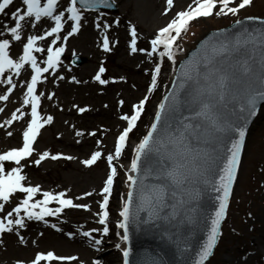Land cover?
Listing matches in <instances>:
<instances>
[{"label": "snow or ice", "instance_id": "obj_1", "mask_svg": "<svg viewBox=\"0 0 264 264\" xmlns=\"http://www.w3.org/2000/svg\"><path fill=\"white\" fill-rule=\"evenodd\" d=\"M79 3L80 8L77 7ZM253 0H193V5L188 10L178 12L175 17L167 23L166 26L159 29L158 33L150 40L151 51L146 54L153 57L158 54L159 57H166L168 61H174V44L177 38L187 31L190 23L197 18H206L213 15L235 16L241 10L251 6ZM14 4V0H0V14L8 15L6 9ZM98 4H105L106 0H70L66 5L67 21H72L71 30L63 37L66 41L69 36L76 34L80 27L82 19L81 10L87 11L94 9ZM23 8H16L10 13V18L14 26L5 24L3 27L7 29L10 38L15 41L21 40L22 22L31 24L36 27L35 22H42V18H50L54 21V26L46 32L44 36H30L27 42L23 44V54L18 60H13L9 56V39L0 40V75L6 70L15 72L19 75L20 70L25 65H31L32 75L31 82L27 84V93L24 104L31 105V122L27 125V130L23 132V146L0 154V211L4 210L5 204L9 202L14 194H23L24 198L19 205L14 207L12 211L7 213L4 220H0V233L11 232L13 225L24 227V219L21 213L28 220L42 221L46 216H53L65 208H80L88 210L87 205H74L70 199H64V193L53 195L49 192L43 193V200L30 203L33 197L39 191L37 187L25 186L22 182L26 179L21 174V161H25L32 155L33 143L43 126L37 108L39 105V97L35 95L37 83L43 73L52 69L55 71L57 64L60 62V56L64 52V47L53 49L48 47L47 59L44 61L46 67H40L37 64L35 52H41L43 49L35 47L37 40L44 39L46 36L59 34L64 28L65 11L60 10L62 5L60 0H22ZM107 6V5H106ZM173 7V0H167V8ZM251 19V18H250ZM264 24V21H260ZM236 24H241L240 20ZM99 27V22H97ZM103 28L107 30L109 25L105 23ZM247 31V30H245ZM3 33H0L2 35ZM243 43H237L234 48H230L228 44L221 46L219 55L227 57L231 56L233 51L240 52L243 49L244 59H236L234 63L224 67L226 61H221L217 67L208 63L203 64L204 80L208 81L207 99H201L204 95V89H199V95L193 96L191 92L188 95L192 97V103L198 104L199 109L195 111L194 117H185L186 120L195 119L197 123H184L173 133L172 125L167 122L165 115L175 111V103L178 93L173 91L164 97L156 110L155 121L152 123L147 134L140 140L134 149V156L127 170L128 193L127 199L122 203L119 217L121 219L116 223L117 229H123L122 240L127 242L129 239V228L131 225L147 223L148 221H168L174 220L177 214L189 204L191 201L185 199L190 194L191 186L201 180L206 182L205 173L210 169L207 167L209 162L216 163L219 161V179L216 181V191L221 194L218 197L219 206L215 210L214 216L211 218L210 228L207 232L206 241L199 251L195 264H205V261L212 253L213 247L219 233L220 222L224 218L225 210L228 204V197L231 191L232 182L236 176L237 165L240 162L241 147L244 142L245 129L243 127L234 126L229 117L236 116L237 119L247 120L256 115L257 98L264 100V30H258L257 36L248 34ZM131 43L129 45L131 52H144L138 49L136 45V32L131 30ZM60 37L57 36V39ZM53 44L56 40L52 41ZM163 49L158 52V49ZM102 49L104 52L110 51L109 39L103 37ZM183 68V66H182ZM201 65L195 62L189 70L183 71L179 87L182 91H187L185 85L188 82L199 86L201 77ZM105 69L101 67L96 74L95 79L101 83L107 81L101 79ZM161 72V65L157 63L154 71L151 73V84L148 88L149 92L154 91L158 86V76ZM215 77V81L212 78ZM63 79V77H60ZM7 83L12 85L11 77ZM174 81V85H175ZM191 86V85H190ZM14 87V85H13ZM9 92L12 88L8 89ZM51 99V96L48 97ZM8 96H0V100H7ZM171 101V102H170ZM147 97L140 101L138 105L133 107L131 116H122L121 119L127 122V126L115 141V151L113 155L107 157L109 167L111 169L104 183L102 191L99 193L103 199L99 204L100 212L98 213V223L103 226L102 234H109V201L113 191L114 179L117 176V169L112 166L114 159H119L126 147V141L129 133L137 125V121L141 117L144 110ZM170 102V103H169ZM231 105V109H230ZM81 112L85 109H80ZM19 119L15 114L12 120ZM12 120L7 123L11 124ZM52 117H48L45 123H51ZM234 132L238 139L231 140L230 146L225 145V140L229 139L228 133ZM11 135V133H9ZM201 145L211 147L213 153H217L215 158ZM224 145V155L220 156V146ZM156 153L159 159L155 161L153 178L160 181L157 185H148L145 181L149 178L148 173L145 175H137L141 172L142 158L145 162L149 161L152 153ZM49 157L44 152L34 163L39 165L40 162ZM101 157L99 151L95 152L91 159L84 161L86 165L94 164ZM52 156L51 159H57ZM5 162L14 163L17 167H13L10 171L6 170ZM149 171H152L150 169ZM86 195H91L88 193ZM139 199L138 204L134 201ZM171 199V203L169 200ZM57 202L59 207L55 209L48 208L51 202ZM39 209V211H35ZM170 209V211H169ZM147 213V220L141 216V213ZM15 213V218L13 214ZM6 221V222H4ZM83 236L89 237L90 233L85 231ZM23 240V238H21ZM101 241L95 240V244L99 245ZM120 248V245H116ZM124 264H128L129 251L127 248L123 250ZM66 258L58 257L49 251L46 254L38 253L32 264H41L42 261L63 262ZM75 259V257L67 258Z\"/></svg>", "mask_w": 264, "mask_h": 264}, {"label": "bare ground", "instance_id": "obj_2", "mask_svg": "<svg viewBox=\"0 0 264 264\" xmlns=\"http://www.w3.org/2000/svg\"><path fill=\"white\" fill-rule=\"evenodd\" d=\"M112 1L120 5L121 11L117 16L113 19L104 17L92 19L85 15L80 21L78 32L69 36L66 41L63 37L71 30L70 25L73 22L67 21V12L64 10L65 17L64 21H62L64 22V28L59 34H53L52 36H46L44 39L37 40L34 46L43 49V51L33 53L38 66L44 62L48 47H52L53 49L64 47L65 50L61 56L68 52H77L82 53L86 57V65L75 70L67 67L66 69H62L57 65L55 71L49 69L48 72L41 75L34 94L39 97L40 104L37 111L43 126L40 128L33 143L31 157L33 158L34 167H36L38 165L34 161L39 159L44 152L48 154L52 153L58 157L57 161L60 160L64 163V169H71V162L61 155L59 147L65 148L66 151L72 149L75 153L80 152V162L91 159L92 155L99 151L101 157L94 164L89 166L82 162L81 166L84 174L80 176V181L77 182L79 191L73 195V204L87 205L88 210H85L83 207L65 208L56 215L46 216L42 221L35 219L28 220L21 213L20 215L25 221L24 227L13 225L11 232L0 233V264H32L35 256L38 253L46 254L49 252L50 250H43V248L52 244H55L56 247L76 250L77 253L82 254L84 257L85 255L89 256L87 261L85 260L88 264H121L120 253L125 247L122 240V231L115 226L120 220L118 216L110 218L114 227L113 232H109L107 236L102 234V228H98L91 230L89 232L90 236L85 237L73 227L74 224L93 226L99 219L98 213L100 209L96 204V199L100 196L99 193L102 191L103 182L111 171L107 157L113 155L115 151V146L110 143L106 144V146L104 145V147L103 145L101 146L100 140H102L104 132L115 129L116 115L120 114L122 109H129L126 97L131 95L130 90L133 84L128 83L129 79L118 72L122 71L131 74V71H133L140 73L138 67L126 65L125 58L134 56L133 59L138 60V56L141 55L139 51L136 53L131 52L129 47L132 39L131 30H135L136 32V43L141 42V40L146 41L155 35V29L151 28V25L142 22L141 18L137 16L139 11L135 13V7L148 10L154 0ZM43 2L41 0L42 4ZM16 8H23L22 0H14V4L9 9H6L8 15L0 14V33H3L0 35V40L9 39V56L14 61L18 60L19 56L23 54V44L27 42L30 36H44L54 26V21L50 18H42V22L33 21L36 27L22 22L21 40H12L7 29L3 26L5 24L14 26L10 13ZM133 11L136 16H133ZM97 22H99V27H97ZM105 23L109 25L107 30L103 28ZM103 31L109 35L107 36L110 44V51L108 52H104L102 49ZM57 36L60 38L57 39ZM54 38L56 40L55 44L51 42ZM173 50L176 54L177 50ZM174 61L176 62L175 59ZM99 65H102L105 69L104 73L101 74V79L107 81V83L101 84L95 79L96 74L99 72ZM112 69L116 70L113 72ZM4 74L11 77L13 84H5L4 81L0 80V96H8L7 100H0V154L21 144L23 132L27 128L28 123L31 122V105L24 104L27 84L31 82V65H25L20 70L19 75L9 70H6ZM173 76V68L160 72L158 77H161L162 82L165 84L161 87L158 98L152 101L151 106L148 107L144 115L142 114L137 121L135 127L137 131L144 133L148 129L155 117L160 96L164 95L168 90ZM60 77H63V79H60ZM3 84L5 85L3 86ZM9 88H12L11 92L8 91ZM49 96H51V99L48 98ZM80 109H85V111L81 112ZM259 110L258 117L264 120V105ZM13 114L19 117V119L12 120ZM49 116L52 117L51 123H45ZM9 120H12L11 124L7 123ZM42 130L48 133L47 138L44 139L46 141H41V146H45L49 139L52 138L53 147L38 148ZM62 132H68V134L64 137L61 134ZM250 136H248V139ZM92 140L95 141V145L92 146L93 148L90 147ZM137 143L138 141H135V144L130 148V156L134 155ZM88 148H91L89 152L87 151ZM126 160L121 165L116 164L115 159L112 162V166L117 169V176L114 179L115 183H113L115 208L117 206L122 207V203L126 199V188L128 187L126 173L131 159L127 157ZM98 162L101 164L99 167L94 168ZM5 166L7 171H10L14 167L11 162H5ZM31 170L40 179L36 178L33 182L28 179L25 170L21 172L26 177L22 182L25 186L37 187L39 189L30 203L43 200L44 192H49L53 195L59 194L60 185L58 184L63 180L61 175L54 176L48 180L46 174L36 173L35 168ZM88 193H91V195H86ZM23 198V194H14L9 202L5 204L4 210L0 211V220H4L7 213L12 211L14 206L18 205ZM47 207L55 209L59 207V204L53 201ZM35 211L38 212L39 209ZM112 211L114 212L113 208ZM59 215L69 220L63 226ZM10 218L14 219L15 213ZM260 219L262 222L257 227L258 231L254 235V238L250 240L248 248L243 250V260L240 264H264V255L261 251V248L264 249V209L261 210ZM13 233L16 234L15 239L10 236L8 237V235H12ZM97 239L101 241L99 245L95 244V240ZM107 243L112 244L107 245ZM117 244L120 245V248L116 247ZM107 247L111 251L106 255L100 256L101 250ZM52 252L56 256L66 259L63 262L42 261L41 264H70L74 262V259H67L72 258L70 255L59 254L56 250ZM220 261V264H235L230 260Z\"/></svg>", "mask_w": 264, "mask_h": 264}, {"label": "rangeland", "instance_id": "obj_3", "mask_svg": "<svg viewBox=\"0 0 264 264\" xmlns=\"http://www.w3.org/2000/svg\"><path fill=\"white\" fill-rule=\"evenodd\" d=\"M46 2V0H43ZM70 3V0H60V4L62 5L61 9L62 11L65 10L66 5ZM117 11L115 13L111 12H103V11H84L81 10L82 16H87L88 18H109L113 19L115 16L118 15V13L121 11L120 5L115 3ZM190 5H193V0H173V7L171 9L167 8V0H154L152 6L148 9H138L135 7V13L138 12L137 16L141 18V21L146 23L147 25H151V28L156 30L155 35L158 33L159 29L166 26L167 23H169L175 15L183 10H188V7ZM78 7V6H77ZM79 8V7H78ZM133 11V16H136V14ZM248 16H257V17H263L264 18V0H253V3L251 6L246 7L245 9L241 10L237 15L233 16L229 14L228 16H210L206 18H197L196 20L192 21L187 29V31L183 32L176 40L174 44V49L178 52L175 55V59L178 60L177 63H179L182 58L185 56V52L190 50L194 45L196 40L201 39L206 33L210 30H214L216 28H223L227 27L228 24L233 23L234 21H237V19L248 17ZM190 27L192 29L190 30ZM102 28V27H101ZM109 36L105 34V32H102V37ZM155 36H152L150 38L153 39ZM55 40L52 39V41ZM150 40L147 39L146 41L141 40V42H137V48L143 49L144 52H141V55L138 56L137 59H133L134 56H129L125 58L126 65L132 66V67H138L139 72H133L131 71V74L125 73V72H118L120 75H123L129 79L128 83H133L131 85V90L129 96L126 97L127 105L129 106L128 110L121 111L120 114L116 115V122H115V129H112V131L104 132L102 135V140H100L101 146L106 144H112L113 140L117 138V136L121 133L124 126L126 125V121L121 119L122 116H131L133 114V107L135 105H138L141 100H143L145 97H147V102L145 103L143 112L147 111L148 107L151 106V102L158 98L160 95V88L164 86L165 83L161 81V78L158 77V86L157 88L149 92V84L151 80V73L154 71L155 65L157 63L162 64L161 70L173 68L175 69V66L177 65L176 62L173 65V62L168 61L166 57L161 58L158 56V54H154L153 57H148L147 52L151 51V45ZM163 49H158L159 51H162ZM80 56L82 57L81 65L74 66L72 62V58L74 56ZM47 57L45 58V60ZM86 57L82 53H75V52H68L65 53L63 57L60 58V68L66 69H77L84 65H86ZM41 67H46V64L41 65ZM103 67L102 65L98 66V70ZM116 69H112L114 72ZM138 75H136V74ZM9 78V75H1L0 80L4 81L5 84H7V80ZM133 80V81H132ZM3 84V86L5 85ZM163 96V95H162ZM162 96H160L162 98ZM87 105V104H86ZM89 105V103H88ZM263 107V106H262ZM128 108V107H127ZM142 112V114H143ZM144 112V113H145ZM257 121V122H256ZM256 121L253 123V127L249 131L250 138H247L246 141V147L244 150V157L241 162V166L239 168L237 179L234 184V189L231 194V200L228 205V211L226 213L224 222L221 227V234L218 239V244L215 247L214 254L209 258L208 261L205 262V264H220V260H230L232 263L240 264L243 260V250L247 249L250 243V240L254 238V235L257 233L258 225L260 226L262 220L260 219L261 210L264 209V120L261 119V117H257ZM149 129V127H148ZM147 129V130H148ZM145 130V132L147 131ZM43 131V130H42ZM48 131V129H47ZM47 131H43L40 140L38 142V148H48L53 147V141L52 138L49 139L48 143H46L45 146H41V141L47 138ZM50 132V131H49ZM144 133H141L137 131L136 128L133 129L131 134L129 135L130 143L125 150L127 152L123 153L121 156L122 162H125L127 157L130 156L131 147L135 144V141L141 140ZM252 132V133H251ZM62 136L65 137V135L68 134V132H62ZM116 140V139H115ZM46 141V140H44ZM95 145V141L92 140L91 148ZM115 145V144H114ZM22 145H17L15 147H12L10 150L19 149ZM56 147V146H55ZM58 148V147H56ZM91 148H88L87 151L89 152ZM60 149L59 152L63 156L67 158L68 161L71 162V169H64V163H62L60 160H53L51 159L52 156H54L52 153H49V157L47 160L42 161L38 167H34L32 163L33 158H27L25 161H21L20 167L22 170H25L28 179L31 181H35L37 177L33 174L32 170L35 168L36 173L46 174V178L50 180L54 176H62L63 180L58 184L60 185V192L64 193V199H70L74 200L73 195L79 191V187L77 186V182L80 181V176L84 174L82 170V162H80L81 153L77 152L75 153L72 151V149L66 151L65 148H58ZM129 150V151H128ZM133 158V155H132ZM86 161V160H85ZM127 161V160H126ZM84 162V161H83ZM101 163L98 162L95 167H99ZM14 167H17L16 165ZM67 170V171H66ZM40 179V178H39ZM74 179V180H73ZM47 189V185H46ZM102 196H99L96 199V203L99 206V201L102 200ZM114 197H110L109 201V216H119V208H115ZM16 207V206H15ZM112 208H114V212H112ZM121 210V209H120ZM62 226L68 222L69 220L65 217H61ZM112 222L109 221L108 227L111 231L113 229ZM73 227L80 232L83 233L85 231L89 232L90 230L98 229L97 223H95L93 226H86L74 224ZM75 231V230H74ZM12 237L13 239L16 238V234L8 235V237ZM110 244V243H108ZM56 250L59 254L62 255H70L71 257H75L74 262L70 264H83L86 263L89 256L85 257L77 253L76 250L70 249V248H60L56 247L55 244L47 245L43 248V250ZM110 250V248L107 247L104 251H101L99 253L100 256L106 255ZM261 251L264 255V249L261 248ZM123 253V252H122ZM120 253L121 258L123 257V254ZM87 257V258H86ZM86 260V261H85ZM123 264V258L122 262Z\"/></svg>", "mask_w": 264, "mask_h": 264}, {"label": "water", "instance_id": "obj_4", "mask_svg": "<svg viewBox=\"0 0 264 264\" xmlns=\"http://www.w3.org/2000/svg\"><path fill=\"white\" fill-rule=\"evenodd\" d=\"M260 21L263 20L249 19L248 21H241L239 25L235 24L224 30L210 32L204 40L197 43L195 50L191 51L185 60L181 62L174 80L176 83L175 85L174 83L172 84L170 90L165 95H169L174 88L179 94L174 105L175 111L165 115L167 122L172 125L171 130L173 133L182 127L180 121L193 124L198 122L195 119L186 120L185 117H194L195 111L199 109L198 104L192 103V97L188 95V92H191L195 96L199 95V89H204V95L200 98L207 99L209 82L204 80L203 74L205 70L202 67L203 64L208 63L210 67L212 64H215L219 67L220 62L223 60L226 61L224 67L227 68L236 59L246 58L243 49L240 52L233 51L232 55L227 57L219 55V50L224 44H228L230 48H234L238 42L243 43L246 37L251 38L248 36L249 33H251V36H257L258 30H264V24H261ZM195 62H199L201 65L199 86L188 82L185 85L187 91H182L179 87L181 74L183 71L189 70ZM214 81L215 77L212 78L211 82ZM263 104L264 100L257 98L256 115L259 111L258 109ZM256 115L247 120H240L236 116L231 115L229 117L234 126L245 129L244 142ZM227 135L229 137V139L225 140V145L227 146H230L231 140L238 139V136L234 132H229ZM244 142L241 147L240 160L243 155ZM201 147H204L213 158L217 155V153L212 152L211 147L208 145H201ZM219 155H224V145L220 146ZM158 159L159 156L155 152L151 154V158L147 162L142 158L141 172L137 173V175H145L148 173L149 178L145 181L148 185H157L160 183V181L153 178L155 175L154 164ZM218 164L219 161H216V163H208L207 167L210 170L205 173L206 182L201 180L191 186L190 194L185 197V199H189L191 202L181 209L176 219L168 221H148L147 223L130 226L129 239L126 242L129 251L128 264H195L199 251L206 241L211 218L219 206L218 197L221 193L216 191V181L219 179ZM238 167L239 165H237L236 173ZM150 169L152 171H149ZM232 186L231 190L233 188ZM169 202H172L171 199ZM138 203L139 199L134 201V204ZM141 216L147 220L146 212L141 213ZM223 219L220 222V226L224 221Z\"/></svg>", "mask_w": 264, "mask_h": 264}]
</instances>
